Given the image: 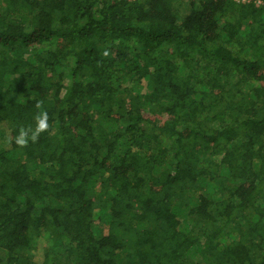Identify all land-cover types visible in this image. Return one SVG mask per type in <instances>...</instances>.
I'll use <instances>...</instances> for the list:
<instances>
[{
    "label": "trees",
    "instance_id": "16d2710c",
    "mask_svg": "<svg viewBox=\"0 0 264 264\" xmlns=\"http://www.w3.org/2000/svg\"><path fill=\"white\" fill-rule=\"evenodd\" d=\"M179 1L0 0V264H264V6Z\"/></svg>",
    "mask_w": 264,
    "mask_h": 264
},
{
    "label": "clouds",
    "instance_id": "9594fccd",
    "mask_svg": "<svg viewBox=\"0 0 264 264\" xmlns=\"http://www.w3.org/2000/svg\"><path fill=\"white\" fill-rule=\"evenodd\" d=\"M35 108L37 112L34 116V123L27 127H19L14 137V143L21 148H26L29 143H36L42 133L50 130L49 115L47 110H43V101H36Z\"/></svg>",
    "mask_w": 264,
    "mask_h": 264
},
{
    "label": "rangeland",
    "instance_id": "374dc122",
    "mask_svg": "<svg viewBox=\"0 0 264 264\" xmlns=\"http://www.w3.org/2000/svg\"><path fill=\"white\" fill-rule=\"evenodd\" d=\"M179 2H180L179 5H178L179 13H180L181 15H183L185 12H187V11L189 10V6H188L186 0H181V1H179ZM64 81H65V82H68V75L66 76V78H65ZM103 125H104L106 128L114 126V125H112V123L107 122V121L104 122ZM123 145L125 146L124 143H123ZM123 145L120 146V148H119L120 151H121V150L123 151V148H124ZM11 154H14V157H17L18 155H19L20 157H23V156H22L23 154H22V151H21V150H18V151L15 150V152H12ZM96 189H97V193H98V192H99L98 187H97ZM175 209H177V208H175ZM175 209H174V210H175ZM180 215H182V217L184 218L185 213L183 212V213L180 214ZM46 244H48V241H47V242H46V241H43V243H41V245L38 247V250H37V253H36L38 257H41V256H42V252H43V250L46 248ZM48 245H49V244H48ZM61 259L66 260L65 255H62V258H61Z\"/></svg>",
    "mask_w": 264,
    "mask_h": 264
},
{
    "label": "built area",
    "instance_id": "2783aa9c",
    "mask_svg": "<svg viewBox=\"0 0 264 264\" xmlns=\"http://www.w3.org/2000/svg\"><path fill=\"white\" fill-rule=\"evenodd\" d=\"M237 2H249L251 0H235ZM254 3L264 6V0H254Z\"/></svg>",
    "mask_w": 264,
    "mask_h": 264
}]
</instances>
